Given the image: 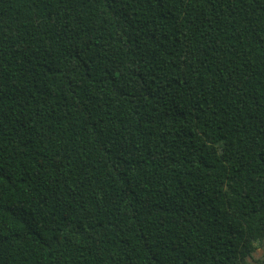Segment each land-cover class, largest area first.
I'll return each mask as SVG.
<instances>
[{
  "label": "trees",
  "instance_id": "1",
  "mask_svg": "<svg viewBox=\"0 0 264 264\" xmlns=\"http://www.w3.org/2000/svg\"><path fill=\"white\" fill-rule=\"evenodd\" d=\"M0 264H264V0H0Z\"/></svg>",
  "mask_w": 264,
  "mask_h": 264
}]
</instances>
